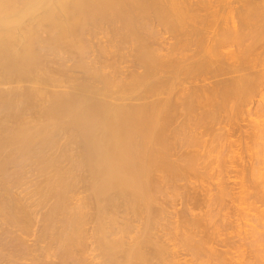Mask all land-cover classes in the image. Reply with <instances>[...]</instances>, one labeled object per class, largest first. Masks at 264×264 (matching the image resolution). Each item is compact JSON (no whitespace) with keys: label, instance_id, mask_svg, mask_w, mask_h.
Here are the masks:
<instances>
[{"label":"bare ground","instance_id":"1","mask_svg":"<svg viewBox=\"0 0 264 264\" xmlns=\"http://www.w3.org/2000/svg\"><path fill=\"white\" fill-rule=\"evenodd\" d=\"M262 34L264 0H0V264H264V230L170 195L199 176L185 122L262 91Z\"/></svg>","mask_w":264,"mask_h":264},{"label":"rangeland","instance_id":"2","mask_svg":"<svg viewBox=\"0 0 264 264\" xmlns=\"http://www.w3.org/2000/svg\"><path fill=\"white\" fill-rule=\"evenodd\" d=\"M236 5H239V4H236ZM254 23V22H253ZM257 25H258V23H257ZM256 25V26H257ZM261 25V24H260ZM260 25L259 26H255L253 29V31H255V32H257L258 31V27H260ZM256 28H257V31H256ZM260 31V30H259ZM262 31V30H261ZM264 34H262L261 35V37H260V39H263V41L261 40L260 41V39H259V43H261V46H264V36H263ZM262 43H263V45H262ZM233 46V47H232ZM232 46H230L231 48H236L234 45H232ZM264 48L262 47V49H260L259 48V50H263ZM258 50V51H259ZM71 63V62H70ZM69 64V63H68ZM76 73H74V74H78L77 72L78 71H75ZM79 75V74H78ZM264 84H262V86H263ZM260 90H262V91H258L257 90V92H255L252 96H253V98L255 99H252V97L249 99V102L246 104V102H244V101H241L242 102V104L240 105L239 103H235L234 104V102L232 101L231 103H229L228 104V107H226V108H228L227 110H226V108H225V110L223 109V108H221V110H220V116H218V117H216L217 115H219V114H217L215 117H214V119H212V118H209L208 116L209 115H211V114H209L207 117H206V119H205V121L204 120H200V119H196V120H199V122L201 121L202 123L204 122L205 123V125H201V122L199 123L198 121H195V119H191V120H187V121H191V123H189V122H185V123H188V124H192L191 125V131H189V129H190V125H186V124H184V125H186V127H184V128H186L187 129V127H189V129H185L186 130V133L187 132H191L192 133V135H190V134H186L187 135V140L189 141V139H191L190 140V142L192 141V142H194V138L196 139L197 138V140H195V141H199V142H194V143H192V146H189V144H191V143H188V141L186 140V138H184V142L186 141L188 144H187V147H185V146H182L181 148H183V149H181V151H180V149H179V151L177 150V154H180V152H182V150L183 151H185V150H187L188 149V153H189V151L190 152H192L193 153V150L195 149V150H198L197 152L199 153V155H196L197 156V161H198V158H200L201 156V158H200V160H201V163H200V161L198 162L199 163V165H198V163L196 162V164L200 167V170H199V176L197 175V178L194 176V174H193V177H192V175L190 176H188V178H190V180H189V182L188 183H191V184H188V188L189 189H191L190 188V186L191 187H193L192 186V184L194 183V185H196V187H195V189L196 188H198V189H196L197 191H200V192H202V194L201 195H198L200 192H198V194H197V199H199L198 200V206H197V201L195 202L194 200L192 201V204H195V205H193L194 206V208H192L193 206H192V204H191V201L188 203L187 201H189L190 199L188 198V196H186V195H189V194H186L184 191H186V190H189V189H187V188H185V187H183V184H185L186 183V185H187V179H186V181H183V180H185V179H183L182 181V188H185L186 190H180V189H178L177 190V192H180L179 194H174V193H172V192H170V195L172 196V199L174 198V200H175V197L178 195V198H177V200L174 202L173 201V203L176 205V209H184L185 210V204H186V211H189L188 213H190L191 212V214H192V211H193V214L195 215L196 213H200V214H202V215H204V213L205 212H209V214L210 215H213L214 217H210V218H214L213 220H216V221H219L220 222V218H221V216L223 217L224 216V214H226V216L228 217V215H230L229 216V218L231 219V224H228L227 226L228 227H226L225 229L223 228V226H220L219 228V232H221V234H222V236L224 237V236H226L224 233H225V231L227 230L229 233H227V235L228 234H230V235H228V236H231V234H232V236L231 237H233V234H234V236H235V238H232L234 241L237 239H240V236H238L237 237V235H240V233H243V236L245 235V233L246 232H248L250 229H252V227H251V224L253 223V225H256V227H258L259 229L258 230H260V232L262 231V230H264V227H263V223L262 222H259V220H260V218H259V216H261V215H259L258 214V216H256V214H257V212L256 211H258V213H259V211L260 210H257V206H260L258 209H264L263 208V206H264V202L262 201L261 202V200L260 201H258L259 200V196L258 197H256L257 196V194L258 193H255V192H257V191H259V193H260V189H261V187H260V182H259V179H261V175L263 174L264 175V170H262L263 169V167H264V87L262 88V87H260L259 88ZM259 92V93H258ZM236 102V101H235ZM240 102V103H241ZM252 102V103H251ZM244 103V104H243ZM230 106V107H229ZM233 108H232V107ZM210 106H208V108H209ZM212 107V106H211ZM207 109V108H206ZM210 109H213V108H210ZM222 109H223V113L221 112L222 111ZM250 111V112H249ZM217 112H219V111H217ZM217 112H215V114L217 113ZM228 114V115H227ZM222 115V116H221ZM224 115V116H223ZM227 115V116H226ZM211 117V116H210ZM227 118V119H224V118ZM231 117V118H230ZM217 118V119H216ZM208 119V120H207ZM216 119V120H215ZM232 119V120H231ZM219 120V121H218ZM226 120V121H225ZM229 120V121H228ZM193 121V122H192ZM195 121V122H194ZM206 121H207V123H206ZM213 121V122H212ZM221 121V122H220ZM233 121V122H232ZM253 123H252V122ZM196 122H198L199 123V125H197V123ZM193 123H195L196 124V126H195V128H196V130H197V132L195 131V130H193V131H195V132H192V129H193V127L192 126H194L193 125ZM229 124V125H228ZM201 125V126H200ZM231 125V126H230ZM199 126L201 127L200 129H199ZM202 126H207V127H209V128H206V127H203L202 128ZM260 126V127H259ZM221 127V128H220ZM259 127V128H258ZM194 128V129H195ZM199 129V130H198ZM207 130V132H204V131H206ZM194 133H196V135H195V137H193V139H192V136H194ZM201 133H202V135H201ZM186 135L185 136H183V137H186ZM191 136V137H190ZM188 137H190V138H188ZM202 142V143H201ZM204 142V143H203ZM196 143H198V145L196 144ZM199 143H201L202 145H203V147H201L202 145L201 144H199ZM208 143V144H207ZM186 144V143H185ZM184 144V145H185ZM195 144V146L193 147V145ZM201 145V146H200ZM196 146H200L199 148H197ZM192 147V148H191ZM194 148V149H193ZM197 148V149H196ZM203 148V149H202ZM205 148V149H204ZM213 148V149H212ZM193 149V150H192ZM200 149V150H199ZM192 150V151H191ZM194 150V151H195ZM202 150H204V152L202 151ZM179 152V153H178ZM185 152H187V151H185ZM184 152V153H185ZM201 152V153H200ZM184 153H182V154H184ZM197 153V154H198ZM176 154V155H177ZM181 154V155H182ZM187 154V153H186ZM195 154V153H194ZM175 155V156H176ZM181 155H178V156H181ZM235 160H236V162H235ZM204 161V162H203ZM207 161V162H206ZM239 163V165H238V163ZM210 163V164H209ZM207 164H209V165H207ZM244 164H245V166H247V167H245L244 166ZM197 165H196V167H197ZM203 165V166H202ZM211 165V166H210ZM242 165H243V167H242ZM237 168H236V167ZM251 166H252V168H251ZM207 167H208V169H207ZM233 167H235V168H233ZM244 169L243 171H242V169ZM253 167H255V170H257V168H258V170H262V172L261 171H258V172H256L255 170H253ZM257 167V168H256ZM202 168V169H201ZM205 168V169H204ZM248 169V170H246V169ZM261 168V169H260ZM208 171H207V170ZM239 169H240V171H239ZM249 169H252L253 171H255L254 173L251 171V170H249ZM197 170H198V168H197ZM204 170V171H203ZM207 171V172H206ZM235 171V172H234ZM236 171H237V173H236ZM203 172H205L204 174H203ZM218 174H217V173ZM245 173V174H241V173ZM195 173H197V172H195ZM200 173H202L201 174V176H200ZM234 173V174H233ZM236 173V174H235ZM239 173V174H238ZM250 173H252V174H250ZM257 175H260L261 173V175H260V177L259 176H257ZM192 174V173H191ZM198 174V173H197ZM217 174V175H216ZM241 174V175H240ZM254 174L257 176V179L255 180V176H254ZM196 175V174H195ZM203 175V176H202ZM206 175V176H205ZM262 175V176H263ZM227 176V177H226ZM233 176V177H232ZM246 176V177H245ZM34 177H35V175H34ZM194 177H195V179L196 180H194ZM234 177H236V178H234ZM244 177V178H243ZM259 177V178H258ZM202 178V179H201ZM230 178V179H229ZM247 178V179H246ZM252 178V179H251ZM33 179V178H32ZM31 179V180H32ZM198 179H200V180H198ZM235 179L237 180V181H235ZM238 179H240V180H238ZM246 180V181H244V183L246 184V185H248V188H247V186L246 185H244L245 187H243L242 188V183H243V181L242 180ZM250 179V180H249ZM31 180H30V182H31ZM33 180H35V179H33ZM36 180H37V178H36ZM195 181V182H193V181ZM233 180V181H232ZM191 181V182H190ZM197 181H199V184H198V182ZM200 181H201V184H200ZM202 181H204V182H202ZM231 181V182H230ZM239 181V182H238ZM241 181H242V183H241ZM254 181V182H253ZM180 182V180L178 181V183ZM252 182V183H251ZM211 183V184H210ZM220 183V184H219ZM221 183H223V186L224 185H226V187L224 186V187H222V184ZM236 184V185H235ZM179 185V184H178ZM181 185V184H180ZM220 185H221V188H220ZM232 185V186H231ZM259 185V186H258ZM213 186V187H212ZM231 187V190H230V187ZM235 186V187H234ZM257 186L260 188L259 190L257 189ZM193 187V188H194ZM199 187H200V190H199ZM201 187H204V189L203 188H201ZM208 189H207V188ZM216 187V188H215ZM219 187V188H218ZM241 187V188H240ZM256 187V188H255ZM192 188V190H195V189H193ZM210 188H212V189H210ZM223 188H224V190L226 189V192L225 193H227L228 192V194H225V195H227V196H225V197H222V195L224 196V194H221V191L220 190H223ZM236 188V189H235ZM202 189V190H201ZM236 190V191H233V190ZM238 189V190H237ZM240 189L242 190V192L244 193H242L241 191H240ZM245 189H247V191L248 192H252L253 194H251V193H249L248 194V192L247 193H245ZM249 189V190H248ZM180 190V191H179ZM195 190V191H196ZM206 190H210L209 192H207ZM223 190V191H224ZM228 190V191H227ZM230 190V191H229ZM244 190V191H243ZM252 190V191H251ZM262 190V189H261ZM191 191V190H190ZM197 191H196V193H197ZM231 191H233L231 194L233 195V197H232V195L230 196V193L229 192H231ZM242 194V196L244 195L245 196V198L242 200V197H241V200H240V196H238L240 193ZM175 192V191H174ZM184 192L185 194H182V193ZM193 191H191V193H192ZM203 192H205V193H208L209 194V196H207L206 194V196L205 195H203ZM219 192V193H218ZM234 192H236V193H238V195L235 193L234 194ZM187 193H188V191H187ZM195 193V192H194ZM182 194V195H181ZM256 196H255V195ZM83 195V194H82ZM174 195H176L175 197H174ZM212 195V196H211ZM220 195V196H219ZM247 195V196H246ZM249 195V196H248ZM179 196H181L180 198H179ZM185 198H184V197ZM198 196H199V198H198ZM202 196V197H201ZM203 196H204V198H203ZM217 196H219V197H217ZM236 196V197H235ZM253 196V197H252ZM215 197V198H214ZM217 197V198H216ZM229 199V200H227V198ZM230 197V198H229ZM232 197V198H231ZM248 197V198H247ZM251 197V198H250ZM255 197V198H254ZM208 198H209V200H208ZM210 198H211V200H210ZM239 198V199H238ZM253 198V199H252ZM201 199H202V202H201ZM205 199V200H204ZM216 199V200H215ZM222 199V200H221ZM223 199H225V201L226 202H223L224 200ZM232 199V200H231ZM236 199H237V201H236ZM212 200H214V205H213V201ZM250 201V202H246V201ZM255 200V201H254ZM257 200V201H256ZM212 203H211V202ZM218 201V202H217ZM236 201V202H235ZM242 202V205H244V204H249V206H247V205H244V207L242 206H240V202ZM243 201L244 202H246V203H243ZM179 202V203H178ZM186 202V203H185ZM195 202V203H194ZM206 202V203H205ZM231 202V203H230ZM239 204H238V203ZM253 202V203H252ZM200 203H201V206H200ZM219 203H221V204H219ZM223 203V204H222ZM230 203V204H229ZM237 203V204H236ZM253 204V205H251V204ZM191 204V205H190ZM234 204V205H233ZM180 205V206H179ZM187 205H190V206H187ZM204 205V206H203ZM220 205V206H219ZM236 205V206H235ZM238 205L240 206V207H238ZM263 205V206H262ZM178 206H179V208H178ZM212 206V207H211ZM219 206V207H218ZM230 206V207H229ZM250 206H252V209H251V207ZM181 207V208H180ZM188 207H190V209H188L187 210V208ZM229 207V208H228ZM247 207H249V208H247ZM254 207H255V210H253L254 209ZM210 209V211L208 210L207 211V209ZM223 208V209H222ZM228 208V209H227ZM232 208V209H231ZM237 208H238V210H237ZM239 208H241V209H239ZM243 208H245V209H243ZM193 209V210H192ZM196 209V210H195ZM191 210V211H190ZM199 210V211H198ZM216 210V211H215ZM219 212H218V211ZM221 210V211H220ZM223 210V211H222ZM237 210V211H236ZM248 210H251L250 212L248 211ZM253 210V211H252ZM213 211V212H212ZM226 211V212H225ZM233 211V212H232ZM235 211V212H234ZM204 212V213H203ZM220 212L222 213V215L220 216ZM250 214H249V213ZM253 212V213H252ZM255 212V213H254ZM264 212V211H263ZM214 213V214H213ZM219 213V214H218ZM245 213H247V214H245ZM262 213V212H261ZM240 214H241V216H240ZM255 214V215H254ZM197 215V214H196ZM235 215V216H234ZM246 215V216H245ZM216 216V217H215ZM233 216V217H232ZM255 216V218L257 219V220H255L253 217ZM220 217V218H219ZM238 217V218H237ZM239 217H242V218H240L239 219ZM247 217V218H246ZM252 217V218H251ZM208 218H209V216H208ZM233 218V219H232ZM244 218V219H243ZM245 218H246V221L248 222H245V223H243L244 221H245ZM219 219V220H218ZM239 221H238V220ZM253 219V220H252ZM234 220H235V223L236 224H233V222H234ZM261 220L263 221L264 219L263 218H261ZM260 220V221H261ZM237 221V222H236ZM253 221V222H252ZM257 221V222H256ZM256 222V223H255ZM264 222V221H263ZM230 223V222H229ZM249 223H250V226H249ZM255 223V224H254ZM219 224H221L222 225V223L220 222ZM240 224H242V225H240ZM258 224V225H257ZM229 225H231L230 227H229ZM243 225H245V227L243 226ZM259 225H260V227H259ZM241 226V227H240ZM262 226V227H261ZM249 227V228H248ZM228 228V229H227ZM237 228H239V229H237ZM241 228H242V230H241ZM245 228H248V229H246V230H243V229H245ZM261 228V229H260ZM232 229V230H231ZM224 233H223V232ZM226 231V232H227ZM231 231V232H230ZM239 231H241V232H239ZM244 231V232H243ZM259 232V231H258ZM264 232V231H263ZM237 233H239V234H237ZM249 233V232H248ZM224 234V235H223ZM258 235V234H257ZM256 235V236H257ZM241 236H242V234H241ZM255 237V236H254ZM254 237H253V239H254ZM252 238V237H251ZM256 238V237H255ZM259 238V240H260V236L259 237H257V239ZM241 241V240H240ZM240 241H239V243H240ZM262 241V240H261ZM236 242V241H235ZM249 242V241H248ZM257 242V243H256ZM255 242V244H257V245H253L258 251H259V249H260V251H259V253L261 252V256L262 257H264L263 255H264V245H262V244H264L263 242H261L260 243V241H256ZM259 242V243H258ZM238 243V244H239ZM242 243V242H241ZM240 243V244H241ZM243 243H244V241H243ZM236 243H233V245H235ZM238 244H236V245H238ZM261 245V246H260ZM253 246H251V247H253ZM258 246H260V247H258ZM232 247V246H231ZM244 247V246H243ZM247 246H245V248H246ZM250 247V248H251ZM263 247V248H262ZM234 248H236V246L234 247L233 246V248L232 249H234ZM249 248V249H250ZM248 249V248H247ZM251 249H254V248H251ZM263 253V254H262ZM195 261V260H194Z\"/></svg>","mask_w":264,"mask_h":264}]
</instances>
